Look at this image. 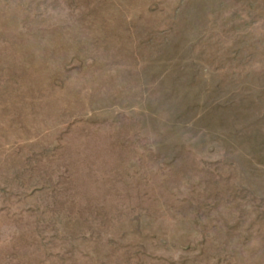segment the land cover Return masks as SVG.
Returning a JSON list of instances; mask_svg holds the SVG:
<instances>
[{
    "label": "rangeland",
    "instance_id": "rangeland-1",
    "mask_svg": "<svg viewBox=\"0 0 264 264\" xmlns=\"http://www.w3.org/2000/svg\"><path fill=\"white\" fill-rule=\"evenodd\" d=\"M0 264H264V0H0Z\"/></svg>",
    "mask_w": 264,
    "mask_h": 264
}]
</instances>
